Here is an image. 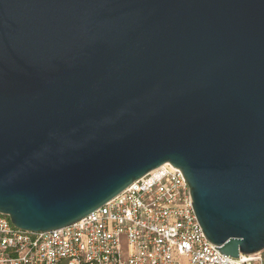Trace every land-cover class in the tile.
<instances>
[{"label":"water","instance_id":"1","mask_svg":"<svg viewBox=\"0 0 264 264\" xmlns=\"http://www.w3.org/2000/svg\"><path fill=\"white\" fill-rule=\"evenodd\" d=\"M169 162L263 251L264 0H0V214L61 228Z\"/></svg>","mask_w":264,"mask_h":264},{"label":"built area","instance_id":"2","mask_svg":"<svg viewBox=\"0 0 264 264\" xmlns=\"http://www.w3.org/2000/svg\"><path fill=\"white\" fill-rule=\"evenodd\" d=\"M182 170L165 163L77 222L37 232L0 214V264H264L207 239Z\"/></svg>","mask_w":264,"mask_h":264}]
</instances>
